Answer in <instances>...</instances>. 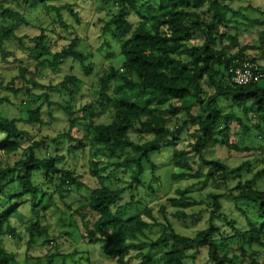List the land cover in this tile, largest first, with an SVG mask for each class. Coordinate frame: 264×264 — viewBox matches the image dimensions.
<instances>
[{"label":"trees","instance_id":"obj_1","mask_svg":"<svg viewBox=\"0 0 264 264\" xmlns=\"http://www.w3.org/2000/svg\"><path fill=\"white\" fill-rule=\"evenodd\" d=\"M54 1L61 4L52 5ZM72 1L12 0L19 8L0 7V22H3L0 25L1 62L8 65L14 57L15 53L7 50V46L13 45L27 59L37 62L38 67L50 64L57 72L71 60L90 77L94 62L80 50V38L70 40L60 50L54 49L59 41L65 40L62 30L70 32L65 15L77 24L81 22L78 5ZM102 1L119 9L104 27V32L109 31L120 43L122 68H112L95 86L102 101L98 113L102 116L108 106L112 116L110 123H92L83 138L75 139L72 133L79 125L73 120L65 134L37 139L33 131L47 125L42 106H54L50 95L45 93L37 99L33 96L30 86L38 88L39 85L34 79H27L25 68H21L20 75L7 85L0 81V106L13 105L11 97L23 101L19 106V119L10 120L0 112V264H18L15 254L5 246L7 238L19 237L13 227L17 213L30 210V215L36 219L27 227L31 241L35 237L49 238V231L43 224L49 208L56 206L55 196L64 199L74 188L85 186L82 176L69 168L68 155L77 149L86 151L88 146V175L99 186L91 190L78 209L69 208L74 212L73 217L80 221L83 239L88 244L99 245L109 261L116 264H198L205 260L206 264H245L248 259V264H261L255 260L256 256H246L247 249L264 250V191L254 182L239 183L227 196H212L214 206L209 210L207 225L196 236L181 235L170 223L167 231L147 244L141 239L148 237V232L154 228L150 220L157 223L152 209L143 207L135 198L128 203H123V199L131 191L145 188L150 194L156 193L154 185H159V172L163 167L157 165L155 158L161 155L169 158L166 167L174 171V181L205 178L214 183L224 181L228 186V182L244 170V166L233 169L222 160H208V153L215 147L240 155L252 153V149L239 148L230 142L231 124L244 123L234 112L227 113L223 103L243 110L246 117L256 109V116L264 124V72L255 71L251 83L243 86L236 85L231 74V69L243 68L246 63L258 64V59L250 52H262L264 57V32L259 35L258 48L245 46L235 55L230 51L239 48L238 37L229 35L234 25L241 23L236 17L252 26L264 25L259 19L247 18L243 14L245 10L260 16H264V11L252 6L233 8L232 5L241 0H156V6L150 0ZM256 1L264 4V0ZM39 5L55 16L54 25L45 28L31 21L32 13L40 10ZM131 13L137 17V24L131 23ZM29 28L34 30L32 35H20ZM196 36L203 40V46L189 47L187 43ZM12 63L23 64L18 59ZM18 82L22 84L19 86ZM81 87V79L68 76L57 88L76 97ZM33 99L36 109L32 107ZM162 101L168 102L165 111L153 106ZM196 109L200 110V116L194 114ZM95 110L94 106H88L82 111L92 113ZM64 111L77 115L67 108ZM91 115L93 119L95 113ZM133 136H140L141 140H134ZM185 138L190 140L186 143ZM65 140L68 141L67 152L62 150ZM103 153L124 158L115 167L130 173L128 187L107 185L113 178L103 175ZM4 163L6 166L2 168ZM224 197L236 203L237 218L224 212ZM167 203L176 209L174 216L178 221L193 218L185 212L195 206L189 199L172 198ZM136 209H142L143 214L130 217ZM161 212L166 214V207H162ZM239 217L246 227L238 224ZM232 241L238 243L237 253L246 260L236 253H222L225 247L222 242ZM145 246L148 253L141 251ZM258 253L254 251V255ZM56 257L61 258L60 264L88 262L84 256L69 254L49 256L46 264L58 263L60 260ZM32 261L42 263L31 259L25 263Z\"/></svg>","mask_w":264,"mask_h":264},{"label":"rangeland","instance_id":"obj_2","mask_svg":"<svg viewBox=\"0 0 264 264\" xmlns=\"http://www.w3.org/2000/svg\"><path fill=\"white\" fill-rule=\"evenodd\" d=\"M77 3L81 22L77 24L68 15H65L67 23L70 25V32L62 30L65 40L59 41L55 50L62 49L65 45L69 44V41L78 37L81 39L80 50L91 56L92 62H94V72L88 77L79 64L68 60L60 71H54L50 64H46L44 67H38L37 62L32 59H27L13 45L7 46V50L14 52V57L10 58L8 65L1 62L0 57V81H4L5 85L12 82V80L20 75L21 68L28 70L27 79H34L39 85L36 88L31 85L33 89V96L37 99L39 96L48 93L50 100L54 104L53 107L49 108L48 104L42 106V113L45 118L46 126L36 128L37 131H33V134L37 139L42 136H50L56 138L58 135L65 134L68 131L70 122L76 120L79 127L73 130V137L75 139H81L85 136L88 126L92 123L108 124L112 120L110 109L106 106L104 114L99 115L101 106V100L96 92V85L99 83L100 78L107 76L111 73L112 68H122V57L120 53V43L114 40L109 31L104 32V27L109 23L116 13L119 11L117 6L110 3H104L102 0H74L72 3ZM150 3L154 6L158 4L156 0H150ZM52 5H60V1H54ZM19 8L17 4L13 3L12 0H0V7L2 8ZM233 8H248L252 6L259 8L264 11V4L256 0H241L237 4L232 5ZM36 9L32 13L31 21L41 24L45 28L55 24V16L50 14L47 9ZM243 14L251 20H260L264 23V16H260L254 11H244ZM137 17L134 13H131L130 21L133 24H137ZM238 18L241 23L235 24V29L229 32L230 36L238 37L239 48L232 49L231 55L237 54L240 48L245 46L259 47L261 32H264V25L252 26L249 22ZM242 18V17H241ZM3 22H0V25ZM56 28H60L58 25ZM25 32V33H24ZM23 33V34H22ZM34 30L29 28L20 35H32ZM189 47H200L203 46V40L200 37L187 43ZM228 45V43H225ZM54 50V51H55ZM252 56L258 59V64L246 63L245 65H251L256 71L264 72V57L262 52H250ZM14 59L21 60L22 65H14L12 62ZM244 65V66H245ZM123 73V72H122ZM68 76H76L81 79L82 87L80 93L76 97H71L69 93L57 88L64 79ZM261 76H263L261 74ZM136 81V78H133ZM263 82H261L262 84ZM19 86L22 82H18ZM121 84V82H120ZM54 88V89H51ZM12 104H6L0 106V112H2L10 120L19 119L20 111L19 106L23 102L22 99L11 97ZM32 107L36 109L35 99ZM224 108L227 113L234 112L241 120L244 125H239L234 122L231 124L230 142L239 148L252 149V153L240 155L234 152H228L221 147H215L208 153V160H222L228 164L231 168L237 169L244 166V170L236 175L231 181L228 182V186L224 185V181L214 183L212 180L203 179H184L181 181H174L172 174L174 171L168 165L169 158L167 155H161L155 158V162L158 166L163 167L160 170V182L159 185H154L155 194H150L145 189L139 191H131L127 196L124 197L123 203H128L135 198L137 202L143 203V207L151 208L157 223L150 220L154 224V228L148 232V237H143L141 240L145 244L155 241L159 236L167 231L168 225L171 223L175 230L184 236L194 237L196 234L203 230L209 218V210L213 209L214 202L211 199L212 196H227L231 194V190H234L239 183L254 182L262 191H264V124L256 116V109H252V113L249 117L245 116V112L236 107H232L231 104L225 102ZM88 106H94L97 111L95 117L92 119V113L88 111H82ZM154 107L160 108L165 111L168 108V102L162 101L153 105ZM64 108H67L72 113H77L76 116L70 115ZM196 116H200L201 112L199 109L195 110ZM179 118H182L181 116ZM248 129V131H247ZM134 140L140 141V136H133ZM186 143L190 138H185ZM78 146V145H77ZM180 146V145H179ZM68 141H64L62 150L67 152ZM69 168L82 176V182L85 186L81 189H73L69 195H64V199H61L59 195L55 196L56 206L49 208L46 213V219L44 221V227L49 231V238H38L35 237L31 241V236L27 232V227L31 221L36 219L31 216V211L20 212L13 218V227L16 228L18 239L7 238L5 246L15 254L18 264H26L27 259L40 260L42 263L29 262L28 264H46L49 256L69 255L74 254L77 256H84L88 258L87 264H116L109 261L101 252L99 245L88 244L83 239V232L80 229V221L73 217V211L70 210V206L73 208L79 207L90 195L93 188H97L99 183L90 178L89 173V159H90V147H87L86 151L77 149L76 152H71L69 155ZM102 168L105 169L103 175L105 177H112V181L108 182V186L113 188H125L131 182V175L129 172L121 171L116 164L121 163L123 159L113 157L109 154H102ZM5 163L2 168H5ZM149 169V167H148ZM207 172V168L204 170ZM1 172V167H0ZM185 197L195 204L194 207L185 210L186 214L190 217L188 221H178L174 214L176 209L168 205V199H180ZM222 200L224 212L231 216V218H237L238 208L236 203L230 197H224ZM162 207H166V214L161 212ZM243 207V205H241ZM143 214L142 209H136L130 217ZM238 224L241 227H246V223L242 218H238ZM47 241H51L48 244ZM224 246L222 253L238 254L242 256V260H246L250 257H255V260L261 264L264 263V250L263 249H247L245 258L241 253H237L236 248L239 247L236 241L222 242ZM259 252L254 255V251ZM143 253H148V248L145 246L141 249ZM76 253V254H75ZM58 257H56L57 260ZM60 261L55 264L61 263ZM69 260V259H68ZM86 262V261H84ZM249 260L245 264H248ZM198 264H206L205 260L199 261Z\"/></svg>","mask_w":264,"mask_h":264},{"label":"built area","instance_id":"obj_3","mask_svg":"<svg viewBox=\"0 0 264 264\" xmlns=\"http://www.w3.org/2000/svg\"><path fill=\"white\" fill-rule=\"evenodd\" d=\"M255 71L251 65H245L239 69H231L232 81L239 86L247 85L254 79Z\"/></svg>","mask_w":264,"mask_h":264}]
</instances>
